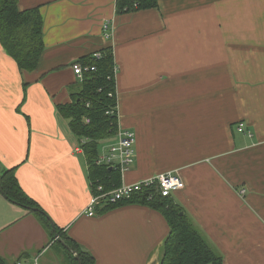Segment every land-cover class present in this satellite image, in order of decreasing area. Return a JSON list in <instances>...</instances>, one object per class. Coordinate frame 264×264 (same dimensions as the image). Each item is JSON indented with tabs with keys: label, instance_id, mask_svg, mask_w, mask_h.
<instances>
[{
	"label": "crops",
	"instance_id": "obj_1",
	"mask_svg": "<svg viewBox=\"0 0 264 264\" xmlns=\"http://www.w3.org/2000/svg\"><path fill=\"white\" fill-rule=\"evenodd\" d=\"M116 1L19 0L21 10L40 7L45 51L36 71L21 72L0 44V175L15 168L26 194L96 264H160L169 226L159 212L84 213L88 164L57 109L77 91L73 65L111 46L118 123L136 135L122 181L179 174L185 186L172 197L224 264H264V0H158L119 16ZM53 242L0 194L1 258L65 264Z\"/></svg>",
	"mask_w": 264,
	"mask_h": 264
},
{
	"label": "trees",
	"instance_id": "obj_2",
	"mask_svg": "<svg viewBox=\"0 0 264 264\" xmlns=\"http://www.w3.org/2000/svg\"><path fill=\"white\" fill-rule=\"evenodd\" d=\"M159 7L158 0H117L116 13L123 15ZM0 44L4 52L13 59L21 72L38 69L45 51L44 19L40 7L27 10L19 8V0H0ZM95 54H100L96 58ZM78 63L94 68L84 74L78 82L77 91L71 94V101L57 106L59 114L69 121L72 133L81 140L80 146L88 164L92 191L101 186L108 193L122 185V174L117 168L98 165L100 148L104 141L112 139L118 131L116 63L113 48L104 47L92 54L81 57ZM89 120V123L86 120ZM83 142V143H82ZM23 209L38 207L42 213L34 214L48 231L52 241L65 252V264H96L95 258L77 242L56 226L62 242L57 241L47 214L40 205L22 189L16 169L3 171L0 175V194ZM127 205H140L159 212L167 221L169 234L163 243L160 264H224L223 256L202 234L183 206L176 203L172 195L163 197L158 184L144 186L128 200L106 204L98 208L100 213ZM26 259L25 255L14 262L0 257V264H14Z\"/></svg>",
	"mask_w": 264,
	"mask_h": 264
},
{
	"label": "built area",
	"instance_id": "obj_3",
	"mask_svg": "<svg viewBox=\"0 0 264 264\" xmlns=\"http://www.w3.org/2000/svg\"><path fill=\"white\" fill-rule=\"evenodd\" d=\"M103 31L104 37L107 40L111 39L112 32L109 24L104 25ZM95 57L100 58V54H95ZM90 70H94V68L84 67L79 63L73 65L74 74L79 81H82L84 74ZM86 122L89 123V120L87 119ZM238 130L239 132H244V125L241 124ZM107 142H110V144L104 148L103 154L99 156L97 164L108 166L109 168H117L120 170L123 178L125 172H127L135 162L136 135L133 131L122 128L118 123L117 133L112 139L104 141L103 143ZM77 152L83 153L81 146L77 148ZM155 184L159 185L160 193L163 197L171 196L174 192L182 190L185 186L181 176L173 172L160 174L134 184H126L122 181L120 187L108 193H104L103 188L98 186L96 193H93L92 200L84 213L89 217H93L96 215V211L99 207L128 200L135 192L140 191L144 186L148 187ZM40 258L41 256H35L31 259H22L14 264H41Z\"/></svg>",
	"mask_w": 264,
	"mask_h": 264
},
{
	"label": "water",
	"instance_id": "obj_4",
	"mask_svg": "<svg viewBox=\"0 0 264 264\" xmlns=\"http://www.w3.org/2000/svg\"><path fill=\"white\" fill-rule=\"evenodd\" d=\"M111 169H112V168H110V170H111ZM1 192H2V190H1ZM1 195L4 196V198L7 199V196L4 195L3 192L1 193ZM27 209L30 210V211H32V212H35V213H42V210H41L40 208H38V207H34V208H33V207H27ZM47 218L49 219V221H50V223H51L52 230H53V232H54V234H55V238H56V240L59 241V242H61V243L64 245V247H65L66 249H70L68 245H66L64 242H62V240H61L59 234L57 233L56 225H55V223L53 222V220H52L48 215H47ZM73 253H74V255H75V258H76V259L79 261V263L81 264V261H80V257H79V255H78L75 251H73Z\"/></svg>",
	"mask_w": 264,
	"mask_h": 264
},
{
	"label": "rangeland",
	"instance_id": "obj_5",
	"mask_svg": "<svg viewBox=\"0 0 264 264\" xmlns=\"http://www.w3.org/2000/svg\"><path fill=\"white\" fill-rule=\"evenodd\" d=\"M109 144H110V142L103 143V144L101 145V148H100V155L103 154L104 148H105L106 146H108ZM34 237H36V236L34 235ZM53 244H54V247H55V246L59 247V246L57 245V242H56V241L53 242ZM59 248H60V250H62V252L65 254V252L63 251V249H62L61 247H59ZM162 256H163V251H162L161 258H162Z\"/></svg>",
	"mask_w": 264,
	"mask_h": 264
}]
</instances>
